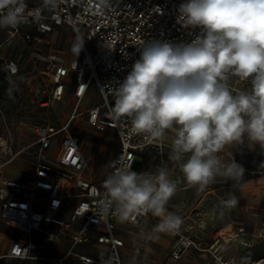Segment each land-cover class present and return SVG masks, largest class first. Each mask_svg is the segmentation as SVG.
Here are the masks:
<instances>
[{
	"label": "built area",
	"instance_id": "1",
	"mask_svg": "<svg viewBox=\"0 0 264 264\" xmlns=\"http://www.w3.org/2000/svg\"><path fill=\"white\" fill-rule=\"evenodd\" d=\"M185 2L63 0L55 12L46 11L45 19L39 24L29 18L18 29H7L4 41L0 42V52L3 43L13 38L43 48L34 50V57L44 63L42 95L37 101L41 107L51 109L54 123L42 118L33 126L35 139L30 146L35 147L36 157L27 175L21 179H0V237H5L7 229L11 233L0 248V258L16 264H123L128 237L123 235L124 231L133 233L145 219L159 222V218L150 214L121 223L110 212L105 219L99 213L98 203L104 198V180L121 163L129 164L139 173L133 164L140 162L146 152H152L156 160L152 173L169 163L166 142L156 144L141 135L130 134V121L113 119L111 108L113 88L124 80L139 59L143 41L190 42L199 33V28H184L178 22L179 6ZM26 3L33 9L41 5V0H26ZM62 28L69 29L75 38L67 40L65 49L56 45ZM77 37L84 40L78 56L73 52ZM0 60L8 74H13L9 66L19 70L18 61L5 59L1 54ZM91 83L95 85L99 101L86 107L83 100ZM232 87L236 91L248 86L233 80ZM66 96L70 111L62 119L56 105ZM84 117L96 131L109 130L115 136V150L100 180L85 174L88 166L82 142L69 131ZM58 134H62L61 142L53 155H48L52 140ZM222 155L226 160L229 158ZM174 167L179 169L178 164ZM170 176L176 183V193L189 187L180 170ZM207 190L220 202L226 199L219 197L214 188ZM168 209L184 221L178 232L167 234L173 238L169 250L173 261L189 251H201L211 255V264H239L236 257H224L221 250L233 239L244 248L252 245L249 232L241 226L227 231L226 238L215 236L212 241L203 242L204 230L211 219V209L205 204L187 211L168 204ZM257 235L264 237L263 227Z\"/></svg>",
	"mask_w": 264,
	"mask_h": 264
},
{
	"label": "clouds",
	"instance_id": "2",
	"mask_svg": "<svg viewBox=\"0 0 264 264\" xmlns=\"http://www.w3.org/2000/svg\"><path fill=\"white\" fill-rule=\"evenodd\" d=\"M62 3L41 0L29 9L26 0H0V29L16 30L29 18L39 24ZM178 12L182 27L199 33L190 42L143 41L139 59L113 88L112 117L130 121L132 135L169 141V158L198 191L218 179L240 188L245 169L229 149L245 139L264 149V0H186ZM83 44L77 37L76 56ZM233 80L248 87L234 91ZM8 95L14 99L11 86ZM103 189L98 209L105 219L110 212L121 223L150 214L159 218L153 231L164 234L178 232L184 222L168 209L176 183L167 167L138 173L121 163ZM220 204L230 210L238 198L230 192Z\"/></svg>",
	"mask_w": 264,
	"mask_h": 264
},
{
	"label": "rangeland",
	"instance_id": "3",
	"mask_svg": "<svg viewBox=\"0 0 264 264\" xmlns=\"http://www.w3.org/2000/svg\"><path fill=\"white\" fill-rule=\"evenodd\" d=\"M6 31L7 29H0V42L4 41ZM69 39H75L72 32L65 28L59 29L56 45L65 49ZM3 46L1 49L3 57L18 61L20 67L17 73L8 74L5 64L0 60V179L4 177L21 179L27 175L36 157L35 147L30 146L35 139L33 126L42 118H48L53 122V115L50 108L41 107L37 101V97L42 95L40 92L43 87L44 63L34 57V50L42 51L43 48L40 45L35 47L33 43L22 42L18 38L5 41ZM10 86L13 88L14 99L8 95ZM98 101L99 95L96 93L95 85L91 83L83 104L88 107ZM67 103L68 96L56 105L62 119L70 111ZM42 113L45 114L43 117ZM69 131L82 142L81 149L88 166L85 174L94 180H100L116 147L114 134L109 130L96 131L85 121V117L76 121ZM61 136L62 134H58L53 138L47 151L48 155H53L57 150ZM246 150L245 155L238 159L239 164L245 168L242 186L232 190L236 192L238 198L237 206L225 210L216 197L214 200L209 198L202 202L211 209V219L204 230L203 242L212 241L222 228L225 234L231 228L241 226L250 234L251 247H241L237 240L233 239L221 250V254L224 257H236L239 264H264V237L257 235L261 227L264 229V154L248 147ZM140 159V162L135 161L133 164L134 170L154 171L152 166L156 160L152 152H146ZM155 223L151 219H145L133 233L124 231L123 235L128 237L123 264H211V255L201 251H189L181 259L171 260L169 250L173 238L164 233H155L153 231ZM7 234L3 238L0 237V248L11 234L8 229ZM0 264L16 263L10 259L0 258Z\"/></svg>",
	"mask_w": 264,
	"mask_h": 264
},
{
	"label": "crops",
	"instance_id": "4",
	"mask_svg": "<svg viewBox=\"0 0 264 264\" xmlns=\"http://www.w3.org/2000/svg\"><path fill=\"white\" fill-rule=\"evenodd\" d=\"M2 51V50H1ZM2 55V52H0ZM3 56V55H2ZM168 145V151L170 153V142L165 141ZM249 149H255L257 153L261 152L264 154V149H261L259 144H250L246 139L243 144L235 145L229 149L234 159L238 162V159L242 156H244L247 152L246 148ZM175 164H178L177 162L169 160V163L167 164V168L169 169V173H173L174 171L180 170L178 167H174ZM245 169V168H244ZM169 174V175H171ZM172 177V176H170ZM262 178V177H259ZM258 178V179H259ZM232 183L229 181L224 182L223 180L218 179V182L215 184L210 185L209 187L214 188V191L218 193L217 195L221 198H227V193H233L234 195L236 192H233L232 190H236L238 187H232ZM187 191V192H186ZM225 192V193H224ZM187 194V196H185ZM211 191L204 190L203 192L198 191L196 187L190 186L184 191V192H178L172 196V198L169 201V205L175 206V208H179L181 211H187L190 208H193L194 206L198 204H203L204 200L211 198L214 200V196L212 195ZM185 197V198H184Z\"/></svg>",
	"mask_w": 264,
	"mask_h": 264
},
{
	"label": "bare ground",
	"instance_id": "5",
	"mask_svg": "<svg viewBox=\"0 0 264 264\" xmlns=\"http://www.w3.org/2000/svg\"><path fill=\"white\" fill-rule=\"evenodd\" d=\"M216 236H221V237H223V238H226V237L224 236V233H223V228L220 229V230L217 232Z\"/></svg>",
	"mask_w": 264,
	"mask_h": 264
}]
</instances>
